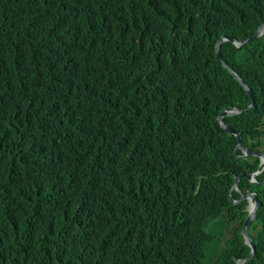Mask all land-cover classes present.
<instances>
[{
	"label": "trees",
	"instance_id": "1",
	"mask_svg": "<svg viewBox=\"0 0 264 264\" xmlns=\"http://www.w3.org/2000/svg\"><path fill=\"white\" fill-rule=\"evenodd\" d=\"M264 0H0V264H234L264 153ZM242 264H264V171Z\"/></svg>",
	"mask_w": 264,
	"mask_h": 264
},
{
	"label": "water",
	"instance_id": "2",
	"mask_svg": "<svg viewBox=\"0 0 264 264\" xmlns=\"http://www.w3.org/2000/svg\"><path fill=\"white\" fill-rule=\"evenodd\" d=\"M264 34V23L258 28V30L254 33V35L245 40V41H238L232 38H227L225 36L221 37L218 42L215 45V54L217 56V58L220 60V62L222 63L223 67L225 69H227V71L233 75V77L239 82V84L243 87V89L245 90L247 96L249 97L250 100V105L248 106V109H252L254 107V100H253V95L252 92L250 90V88L245 84V82L239 77L237 76L223 61L222 56H221V51H220V46L221 43L228 41L230 43H232L233 45H235L237 48L251 42L254 41L258 38H260L262 35ZM241 111L238 109H234V110H225L223 111L219 116L216 117V120L218 122V124L220 125L221 129H223L226 133L230 134V135H234L237 139V143L234 149V153L237 152V150H239L241 152V155H237V157H241V158H248V157H258L260 162H259V168H261L260 170L256 171L253 174H242L240 176H237L234 178V183L230 189V199L231 198V194L233 191H238L237 186H238V182L242 179L245 178L248 180V182L250 184H258L253 180V176L254 175H258L261 173V171L264 170V153L260 152L259 150H253L250 149L249 147H245L241 144L242 141V135L239 132L234 131L233 129H231L228 125L225 124V122L223 121V118L228 117V116H232V115H238L240 114ZM246 200L247 203V207H246V211H247V216L243 222V225L241 227L240 230V234L243 237L244 243L250 248V254L248 255L247 259L252 258L254 252H255V245L252 242V240L250 239V237L248 236L247 233V229L250 227V225L254 222L255 217H256V211L257 208L260 204L259 200L257 199V195L256 193H242L240 192V198L236 201L233 200V204L237 205L239 203H241L242 201ZM247 259H240L237 260L234 264H242L245 262V260Z\"/></svg>",
	"mask_w": 264,
	"mask_h": 264
},
{
	"label": "flooded vegetation",
	"instance_id": "3",
	"mask_svg": "<svg viewBox=\"0 0 264 264\" xmlns=\"http://www.w3.org/2000/svg\"><path fill=\"white\" fill-rule=\"evenodd\" d=\"M238 192L240 193V192H242V191H239V190H238ZM248 192H249V193H253V192L248 191V190H247L245 193H248ZM242 193H244V192H242Z\"/></svg>",
	"mask_w": 264,
	"mask_h": 264
},
{
	"label": "clouds",
	"instance_id": "4",
	"mask_svg": "<svg viewBox=\"0 0 264 264\" xmlns=\"http://www.w3.org/2000/svg\"><path fill=\"white\" fill-rule=\"evenodd\" d=\"M264 35V34H263ZM236 47V46H235ZM264 171V170H263ZM255 176V175H254ZM254 176H253V180L256 182V180H255V178H254ZM238 192V191H237ZM239 193V192H238ZM244 201H246V200H244ZM248 203V202H247ZM246 211V210H245ZM247 212V211H246Z\"/></svg>",
	"mask_w": 264,
	"mask_h": 264
}]
</instances>
